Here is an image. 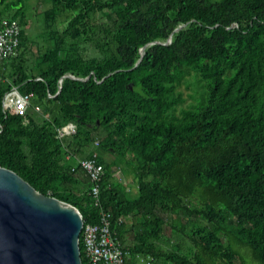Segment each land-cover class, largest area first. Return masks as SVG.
<instances>
[{
	"label": "trees",
	"instance_id": "obj_1",
	"mask_svg": "<svg viewBox=\"0 0 264 264\" xmlns=\"http://www.w3.org/2000/svg\"><path fill=\"white\" fill-rule=\"evenodd\" d=\"M30 6L0 0V23L22 26L18 55L0 61V165L75 205L85 223L110 211L129 264L137 254L248 264L237 246L264 264V0H52L35 35ZM170 36L133 68L145 44ZM65 74L90 77H65L59 90ZM190 75L201 89L182 107ZM14 87L41 111L5 110ZM69 123L76 131L60 137ZM95 152L99 204L68 158ZM124 167L134 196L115 179ZM80 246L90 264L83 233Z\"/></svg>",
	"mask_w": 264,
	"mask_h": 264
},
{
	"label": "water",
	"instance_id": "obj_2",
	"mask_svg": "<svg viewBox=\"0 0 264 264\" xmlns=\"http://www.w3.org/2000/svg\"><path fill=\"white\" fill-rule=\"evenodd\" d=\"M169 42L171 36L166 42L145 44L133 68L141 63L148 46ZM65 77L85 80L90 75L65 74L59 90ZM84 223L75 205L42 193L17 172L0 165V264H83L80 236Z\"/></svg>",
	"mask_w": 264,
	"mask_h": 264
},
{
	"label": "built area",
	"instance_id": "obj_3",
	"mask_svg": "<svg viewBox=\"0 0 264 264\" xmlns=\"http://www.w3.org/2000/svg\"><path fill=\"white\" fill-rule=\"evenodd\" d=\"M22 26L17 20L4 19L0 23V61L16 57L19 53ZM5 110L23 115L29 109L39 112L40 105L33 103V93H21L18 87L4 97ZM47 118V116H45ZM60 137L76 131L74 124L58 129ZM98 145L99 142H96ZM73 170L82 167L91 180L90 193L96 204L100 203V189L103 170L98 162V153L91 157L81 158L75 154L68 155ZM83 242L90 264H129L128 251L122 246L112 229V213L102 209L98 223H84ZM136 264H156V258L151 254H137Z\"/></svg>",
	"mask_w": 264,
	"mask_h": 264
},
{
	"label": "rangeland",
	"instance_id": "obj_4",
	"mask_svg": "<svg viewBox=\"0 0 264 264\" xmlns=\"http://www.w3.org/2000/svg\"><path fill=\"white\" fill-rule=\"evenodd\" d=\"M29 3L31 5L30 10H29V12H30L29 14H31V15L29 16L28 25H27L26 29L32 35H35L39 31V27H38V24L40 23L39 17L43 11H45L46 9H48L52 5V0H29ZM39 4H40V6H39ZM64 24H65L64 19H62V21L59 23V25L62 27V26H64ZM37 47H38L37 43L30 45L31 51H33V53L36 52ZM196 81H198V79H196V77L194 75H190L187 78V81L181 85L180 88L184 93V97L186 98V101L181 105L182 107H187V106H190L191 104H194L197 102V98H198L199 94L196 91V89L200 90L201 87L198 88V83ZM115 179L117 181L122 182L125 185H127V187L129 188L131 196H134L137 193L138 186H137L136 180H135L133 174L130 172L128 167H124V168L119 169L118 172L115 174ZM172 219H173V217H172ZM176 220H177V222H179L180 217L176 218ZM170 235H168V236H170ZM173 238H176V237H173ZM176 240H178V239H176ZM237 248L239 249L240 253L242 254L243 259L248 264H258V262L253 258L249 249L244 248V247H240V246H237Z\"/></svg>",
	"mask_w": 264,
	"mask_h": 264
}]
</instances>
